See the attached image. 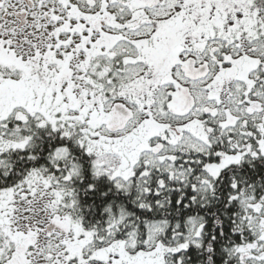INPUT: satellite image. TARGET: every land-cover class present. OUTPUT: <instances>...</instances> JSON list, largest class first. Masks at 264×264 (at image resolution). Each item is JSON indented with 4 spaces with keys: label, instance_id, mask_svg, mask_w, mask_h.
Returning a JSON list of instances; mask_svg holds the SVG:
<instances>
[{
    "label": "snow or ice",
    "instance_id": "6c2138e0",
    "mask_svg": "<svg viewBox=\"0 0 264 264\" xmlns=\"http://www.w3.org/2000/svg\"><path fill=\"white\" fill-rule=\"evenodd\" d=\"M0 264H264V0H0Z\"/></svg>",
    "mask_w": 264,
    "mask_h": 264
}]
</instances>
